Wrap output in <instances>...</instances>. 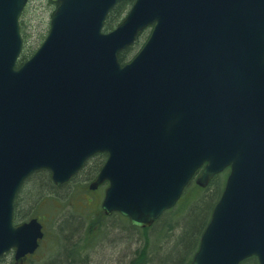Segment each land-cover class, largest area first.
Returning <instances> with one entry per match:
<instances>
[{"label":"water","instance_id":"95a60500","mask_svg":"<svg viewBox=\"0 0 264 264\" xmlns=\"http://www.w3.org/2000/svg\"><path fill=\"white\" fill-rule=\"evenodd\" d=\"M121 1L50 0L49 34L18 67L29 0H0V260L44 239L38 219L14 223L25 181L46 170L61 187L106 154L90 190L108 183L103 213L138 229L230 169L191 264H264V0H136L105 33Z\"/></svg>","mask_w":264,"mask_h":264},{"label":"trees","instance_id":"16d2710c","mask_svg":"<svg viewBox=\"0 0 264 264\" xmlns=\"http://www.w3.org/2000/svg\"><path fill=\"white\" fill-rule=\"evenodd\" d=\"M135 1L136 0H123L115 7L105 23V33L115 30L123 22ZM46 2L53 8L51 14L52 17L57 6L50 2V0H47ZM31 3L32 0H30L21 17L20 25L24 40V48L18 67L27 62L39 48L29 50L28 47L30 38L26 34L27 26L25 19L29 13L28 8ZM46 36L41 39L40 46L46 39ZM138 42L119 56V61L122 65L130 62L138 54L143 46V44H140L137 47ZM104 161L105 155H96L89 160L79 175H86L84 181H88V183L94 181L100 172ZM228 175L229 170L215 177L206 189H202L197 186L195 182H192L178 205L167 211L150 229L134 228L130 225L128 219L116 214L124 224L123 226L128 228L129 231L136 232L141 236L139 239L140 246L129 264H191L199 249L201 237L210 223L213 210L222 196ZM76 179L77 177L74 178L73 181ZM29 184L32 185V190L30 189L28 196L26 194V199H22V194L25 192L26 185ZM66 189L67 185L56 187L53 184L51 175L48 171L35 173L25 182L16 198L14 216L15 224L18 225L33 218H37V211L31 210L36 206L45 208L47 201H52L51 199L46 198L48 194H51L52 191L63 193ZM28 206L29 208H27ZM70 218L72 220H69ZM69 219L63 221L79 226V223H77V220H75L72 215ZM96 223L97 222L95 221L92 222L87 233L91 231L93 225ZM74 233L75 232L72 234ZM72 234L70 236V241L72 239ZM87 243H89L88 237L83 244L75 245V255L72 257L78 258L79 255L87 253ZM72 257L69 256L64 258L66 260L70 258V260L75 261ZM242 264L259 263L256 258H251Z\"/></svg>","mask_w":264,"mask_h":264},{"label":"rangeland","instance_id":"374dc122","mask_svg":"<svg viewBox=\"0 0 264 264\" xmlns=\"http://www.w3.org/2000/svg\"><path fill=\"white\" fill-rule=\"evenodd\" d=\"M46 1L32 0L28 8L29 13L25 20L26 34L30 38L29 50L40 47L41 39L48 33L53 8ZM146 35L141 36L137 47L143 44ZM85 178L86 175H78L63 193L52 191L48 194L46 198L52 201H47L45 208L36 206L31 210L37 211L36 216L43 223L45 237L28 264H129L133 259L140 246L141 236L123 226L116 214L109 217L101 215L100 205L104 190L90 192L88 188L93 181L88 183L84 181ZM30 189L32 190V185H26L22 199L26 194L29 195ZM71 215L79 226L63 221ZM93 221L97 223L87 233ZM73 232L75 233L72 234ZM87 237V253L73 258L74 246L83 244ZM69 256L75 261L64 258ZM9 260L10 258L3 260L1 264H9Z\"/></svg>","mask_w":264,"mask_h":264},{"label":"flooded vegetation","instance_id":"af4514ba","mask_svg":"<svg viewBox=\"0 0 264 264\" xmlns=\"http://www.w3.org/2000/svg\"><path fill=\"white\" fill-rule=\"evenodd\" d=\"M107 157H105V161H106ZM107 188V185H104L103 187H101L100 189H103L105 191V189ZM99 189V190H100ZM8 258H10L9 260V264H28L29 260H30V256H27L26 258L20 260V261H16L15 260V255L13 252L9 253L8 255H6L4 257V261L7 260Z\"/></svg>","mask_w":264,"mask_h":264}]
</instances>
